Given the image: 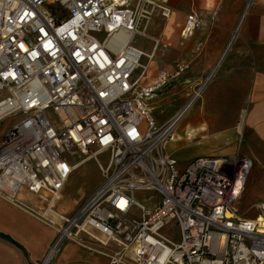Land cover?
<instances>
[{"label": "built area", "instance_id": "2783aa9c", "mask_svg": "<svg viewBox=\"0 0 264 264\" xmlns=\"http://www.w3.org/2000/svg\"><path fill=\"white\" fill-rule=\"evenodd\" d=\"M171 1L0 0V124L14 120L0 143V197L20 205L27 191L44 202L43 220L62 221L38 264H51L69 242L86 241L115 245L111 264H264V202L255 218L240 212L253 159L199 157L181 170L165 150L181 140L179 127L216 72L167 124L148 109L190 67L177 62L141 86L160 44L152 39L147 54L134 39L149 38L141 27L153 18L172 17ZM201 26L188 15L181 37ZM246 115L242 110L239 133ZM89 160L98 163L101 184L71 215H57L70 175ZM137 193L155 197L144 205ZM170 226L179 228L178 242L162 233Z\"/></svg>", "mask_w": 264, "mask_h": 264}, {"label": "crops", "instance_id": "0c3cea01", "mask_svg": "<svg viewBox=\"0 0 264 264\" xmlns=\"http://www.w3.org/2000/svg\"><path fill=\"white\" fill-rule=\"evenodd\" d=\"M221 1L222 3L219 6L206 8L217 9L214 11V14L212 11L208 14L195 11L194 4H191V0L171 1L173 12L174 9H191L188 15L195 13L202 20L200 30L194 34L195 41L200 42L197 45V50L203 51L207 46L209 52L213 53V56H200V58L195 60V65L190 73L189 70L192 67L191 61H177L188 63L190 66L189 70L167 87H174L182 83L183 77L188 73V76L191 77L193 75L202 77L209 70L211 71L218 61H221V57L226 45L231 39L233 30L239 23L243 11H246L244 9L246 8L248 0ZM241 21L239 32L234 38L229 53L219 65L217 78H214L215 80L213 79L212 84L210 83L211 88L208 86L210 91H212L209 105H203L200 109L203 112L200 114L198 112V116L194 118L193 122H189L182 132L181 126L188 117L184 120L179 127V134L181 135L179 142L185 137L191 139L192 135L189 129L203 122L205 124L203 131L206 132L207 138L200 142L191 143L201 144V146L197 149L195 157L189 160L184 167L199 157L229 156L232 153L239 157H251L254 161L255 169L252 170L248 179L242 201L243 204L254 193H264V0H253V4ZM157 41L160 45L145 78L147 81L148 77L147 85L157 80L160 71L167 70L172 72L173 65L177 63L164 64L163 68H155L153 70L155 60L160 56L162 49H165L164 44L160 40ZM199 79L194 80L200 81ZM195 81L185 80L182 83L183 85L192 86L189 90L188 99L191 96L193 88L196 86L191 82L196 83ZM167 87L163 88L160 92ZM157 95L147 101L148 109L154 120L155 108L152 105ZM207 107L211 110L210 115L213 117L212 120L207 117ZM244 109L247 110V115L242 132L239 133L237 124L241 111ZM174 115L168 118L163 125L169 122ZM8 122L10 120H6L0 124V143L13 126V123L8 124ZM233 126L234 130L232 129ZM212 127H218V130H212ZM224 129L227 131L219 134ZM213 133H218L215 141L209 138ZM202 143L204 144L202 145ZM168 144L166 150L174 158V151L183 146L191 145L179 146L177 145L178 142H176L173 147H168ZM212 146L220 149L223 154H212ZM172 150L173 152H171ZM178 165H180L179 161ZM250 178H252L251 181H249ZM89 196L85 195L82 198L75 199L69 206L60 208L59 211L57 210V213L65 216L71 215L78 208L79 204L83 203ZM19 199L21 204L16 205L0 197V264H38L56 235L57 225L60 227L62 224L61 219L55 215L51 216V220L56 224L55 226L48 224L40 217L42 210L45 209V204L35 195L27 191H21ZM263 202L264 197L253 205L255 206ZM90 246L95 247L99 252H91L89 250ZM117 251L118 248L115 245L102 247L90 241H86L84 244L69 242L51 264H111L110 257ZM124 264L132 263L128 261Z\"/></svg>", "mask_w": 264, "mask_h": 264}, {"label": "rangeland", "instance_id": "374dc122", "mask_svg": "<svg viewBox=\"0 0 264 264\" xmlns=\"http://www.w3.org/2000/svg\"><path fill=\"white\" fill-rule=\"evenodd\" d=\"M182 1V0H181ZM249 1V0H248ZM246 3V8L247 4ZM222 3L221 0H191V4H194L195 11H201L206 14H208L210 11L213 12L217 9H206L210 7H216L219 6ZM200 8V9H197ZM246 8L244 10H246ZM191 9H174L173 15L170 19L164 20L160 17H155L151 20L150 25L148 27V30L145 31L146 34L149 36L143 37L141 35H137L134 39V46L143 50L146 53H150L153 50L154 42L152 39L160 40L164 46L165 49L163 48L160 56L155 60V63L153 65V70L155 68H163L164 64L169 65L173 62L177 61H191L192 62V67H190L189 73L193 70L195 60L200 58V56L207 55L213 56V53L209 52V48L206 46L203 51H198L197 50V41H195V36L191 37L188 40H184L181 37V28L183 27V24L185 22L186 16L190 12ZM211 12V13H212ZM245 11H243L240 21L237 24V26L240 24L242 16ZM213 16V15H212ZM235 27L233 30L231 39L229 43L226 45L225 50L228 48L230 45V42L233 39V35L236 32L238 27ZM143 28L141 27V30ZM236 42V41H235ZM143 64L147 63V58L143 57L142 61ZM202 64H207V63H202ZM221 64V61H218L216 66H214L210 72L215 71L216 76L215 79L218 76L219 72V65ZM204 71V69H203ZM207 72L205 75L202 77L198 75H193L188 76L186 74L182 80V83L185 80H197L199 79L200 81H195L196 83L191 82L194 85L199 84L210 72ZM139 73L136 74L135 77H137ZM195 79V80H194ZM214 79V80H215ZM213 80V81H214ZM148 81V77H147ZM146 79L142 81L141 86L147 85ZM179 83L175 85L174 87H167L165 90L160 92L157 97L154 98L153 102V107L155 108L154 110V115H155V120L157 121L158 125H163V123L170 118L172 115H174L178 110H180L184 103L188 99L189 95V90L191 89V85H186ZM212 84V83H211ZM211 84L209 87L211 88ZM207 88L205 91L203 98L199 100V102L194 106V108L191 110L190 114L188 115V119L183 123L181 126V131L183 132L184 128L186 127L189 122H193L194 118L198 116L199 114L202 113L201 107L203 105H209L210 100H211V93L210 88ZM182 100H181V99ZM208 109V107H207ZM211 110L208 109V114L207 117L209 119H213V117L210 115ZM14 120H10L8 124L13 123ZM17 121V120H16ZM220 121V120H219ZM218 121V123H219ZM142 122L145 126V120L142 118ZM217 123V124H218ZM167 124V123H165ZM164 124V125H165ZM204 123L202 122L200 125L191 127L189 130L190 134L192 135L191 139L189 137H185L181 142H178L177 145L182 146L186 144H191V143H196L200 142L203 139H206V132L203 131L204 128ZM231 128V127H229ZM234 130V126L232 127ZM212 130H218V127H212ZM225 130V129H224ZM219 134L225 133L227 130H225ZM218 136V133H213L209 136L210 140L212 139L215 141V138ZM204 143H202L203 145ZM215 145V144H213ZM174 143H169L168 147H173ZM201 146V144H191V145H186L181 148H178L176 151L173 152V155L175 158L179 161V166L180 169L185 168V164L191 160L192 158L195 157L197 154V149ZM212 154L214 155H221L222 151L218 149L215 146H212ZM166 150V149H165ZM234 155V153H232ZM110 155L109 154H104L99 156V161L101 165L105 168L108 165ZM81 158L79 156L76 157L75 161H73L71 164L76 163V161H80ZM255 169V166L253 167ZM252 178H250L249 181H251ZM102 182V173L101 169L96 162V160H89L84 162L82 165H80L78 168H76L72 174L70 175L62 193H61V198L57 203L56 211L60 210V208H64L69 206L75 199H79L84 197L85 195H91L93 191L101 184ZM155 197L154 194L152 193H137L135 198L137 201L144 205H149V198ZM264 197V193H254L250 199L245 201L240 208V212L242 214H245L248 218H255L257 213H258V205H253L255 202L261 200ZM80 205V204H79ZM77 208V207H76ZM57 215L60 216V214L56 213ZM54 216V215H53ZM59 226L57 225L56 228ZM165 236L171 238L173 241L178 242L179 241V228L176 226H170L166 229L163 230L162 232Z\"/></svg>", "mask_w": 264, "mask_h": 264}, {"label": "bare ground", "instance_id": "6f19581e", "mask_svg": "<svg viewBox=\"0 0 264 264\" xmlns=\"http://www.w3.org/2000/svg\"><path fill=\"white\" fill-rule=\"evenodd\" d=\"M252 4H253V0H250V2H249V6L252 5ZM248 10H249V9L247 8L246 11H245L244 16H243V18H242V20L244 19V17H245V15H246V13H247ZM241 23H242V21H241ZM241 23L239 24V26H238L236 32L234 33V35H233V39H232V41L230 42V45H229L228 48L224 51V53H223V55H222V57H221V61H223L224 58H225V56L229 53L230 48H231V45H232V43H233V41H234V38L236 37V35H237L238 32H239V29H240ZM149 25H150V23H149V24H144L143 31H147ZM83 163H84V162L80 163V165H82ZM77 168H78V167H77Z\"/></svg>", "mask_w": 264, "mask_h": 264}]
</instances>
